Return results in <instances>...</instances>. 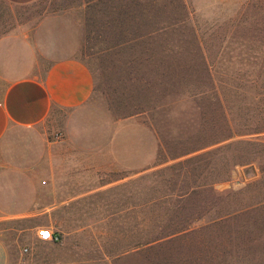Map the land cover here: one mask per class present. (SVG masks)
Segmentation results:
<instances>
[{
	"label": "rangeland",
	"instance_id": "obj_1",
	"mask_svg": "<svg viewBox=\"0 0 264 264\" xmlns=\"http://www.w3.org/2000/svg\"><path fill=\"white\" fill-rule=\"evenodd\" d=\"M56 14L80 25L95 88L82 108L56 109L41 134L0 143V239L9 264L160 262L159 253L135 245L153 219V173L197 156L200 182L222 179L194 197L191 218L213 207L202 225L261 203L255 234L264 253V131L171 159L210 142L226 123L237 132L264 122V81L245 94L244 107L226 95V123L212 96L215 49H264V0H0V37ZM124 17L128 37H138L127 44L119 42L120 28L107 24ZM154 19L164 28L159 33H152ZM158 158L167 162L156 165ZM165 201L163 213L178 203ZM43 228L58 240L40 239Z\"/></svg>",
	"mask_w": 264,
	"mask_h": 264
},
{
	"label": "trees",
	"instance_id": "obj_2",
	"mask_svg": "<svg viewBox=\"0 0 264 264\" xmlns=\"http://www.w3.org/2000/svg\"><path fill=\"white\" fill-rule=\"evenodd\" d=\"M120 15L123 16L124 11ZM156 19L152 23L155 26L152 33H159L164 29L161 22ZM125 23V17L117 22L113 21V23L107 21L110 28H120L118 30L121 36L119 42L122 44L130 43L138 38L128 37L129 31L122 28ZM215 50L213 69L216 71V77L214 78L212 96L214 102L223 108L221 115L225 122L229 120L225 111L226 95H233L232 99L236 95L240 99V106L244 107L245 94L251 90L257 91V82L264 81V49L231 47ZM204 51L202 52L204 59L208 60ZM223 54L224 57H222ZM257 58L260 62L258 60L253 61ZM256 66L259 68H254ZM204 95H206L204 91L198 92L200 98H203ZM230 127L229 123H226V126L224 124L210 142L182 152L177 156H171V159L180 158L206 147L220 144L236 135L250 133L252 130L264 131V122L260 120V124L256 128L244 126L245 130H238L237 132H234ZM164 149L162 147L161 151L163 152ZM213 152L214 150L211 151V154ZM200 158L199 156L188 158L153 173V176L158 177L153 180L152 186H155L156 189H154V196L150 200L153 219L147 223L144 242L138 241L135 245L144 243L147 251L154 254L159 253L162 256L159 259L160 262L154 261L151 264H264V253L258 254L256 245L258 239L255 234L259 222L257 215L260 214L263 207L261 203L246 209L229 210L218 214L202 225H198L197 222L205 215L213 213V207L210 209L197 208L198 216L194 219L191 218L194 211V197L202 192L200 191L202 188H207L209 185L213 186L222 179L214 177L212 182L207 184L204 177V181L200 182V174L193 173V163L199 162ZM165 162L167 160L158 158L156 165ZM197 165L199 168H203V166H199L200 163ZM167 170L176 171L175 174H172L171 179L167 178L169 180L164 178ZM169 182L172 184V188H169ZM165 189H168L169 193L161 195V190ZM168 198H173L175 202H178L165 211L166 215H170L171 218L168 220L155 218L165 214L162 205Z\"/></svg>",
	"mask_w": 264,
	"mask_h": 264
},
{
	"label": "crops",
	"instance_id": "obj_3",
	"mask_svg": "<svg viewBox=\"0 0 264 264\" xmlns=\"http://www.w3.org/2000/svg\"><path fill=\"white\" fill-rule=\"evenodd\" d=\"M81 45L80 25L65 14L0 37V143L20 133L41 134L56 109L78 110L87 104L95 78L81 56ZM0 264H9L1 239Z\"/></svg>",
	"mask_w": 264,
	"mask_h": 264
},
{
	"label": "built area",
	"instance_id": "obj_4",
	"mask_svg": "<svg viewBox=\"0 0 264 264\" xmlns=\"http://www.w3.org/2000/svg\"><path fill=\"white\" fill-rule=\"evenodd\" d=\"M47 234V235H45ZM39 237L40 239L42 240H58V236L51 230V229H48V228H43L41 230H39Z\"/></svg>",
	"mask_w": 264,
	"mask_h": 264
},
{
	"label": "snow or ice",
	"instance_id": "obj_5",
	"mask_svg": "<svg viewBox=\"0 0 264 264\" xmlns=\"http://www.w3.org/2000/svg\"><path fill=\"white\" fill-rule=\"evenodd\" d=\"M45 235H47V234H45Z\"/></svg>",
	"mask_w": 264,
	"mask_h": 264
}]
</instances>
